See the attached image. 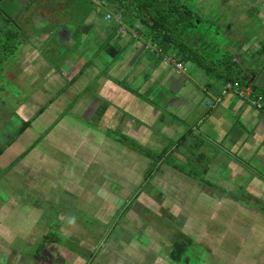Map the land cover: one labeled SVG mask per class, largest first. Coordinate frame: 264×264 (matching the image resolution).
<instances>
[{
    "label": "rangeland",
    "instance_id": "rangeland-1",
    "mask_svg": "<svg viewBox=\"0 0 264 264\" xmlns=\"http://www.w3.org/2000/svg\"><path fill=\"white\" fill-rule=\"evenodd\" d=\"M16 1L21 7H25L28 2ZM106 1V4H101L96 0H36L24 13L13 16V20L5 1L1 0L0 134L3 138L0 147L12 138L10 127L19 128L23 125V121L20 122L17 117L20 107L37 106V110H32V113L28 111L27 121L45 105L26 104L25 100L32 91L47 87V79L44 77L42 81L29 86L22 77V69L18 67L19 58L23 60L25 57L21 54V47L31 45L27 34L43 35L34 31L35 19L42 18L44 15L41 12L47 9L51 19L66 18L63 24L75 30L87 27L96 16H99V25H102V15L108 12L117 15L126 7L123 0ZM128 3L132 5L131 11L138 19L147 13L156 15L165 9L164 3L158 0H128ZM183 5L197 16L186 17L185 9H179V13L176 8L172 10L173 16L178 18L177 23H181L182 33L186 35L175 44L179 45L188 39L187 36L190 37L188 48H181L180 55L175 46L170 49V53L174 51L173 54L187 68L184 76H177L169 62L154 54L148 56L147 53L143 59L134 61L133 55H137L135 42L139 50L138 38L141 32L146 41L162 45L159 33L151 32L146 26L140 27L138 22L134 23L135 28L127 27V34L115 38L114 44L108 40L99 45L101 41L93 37L96 33L93 31L95 25L90 28V37H84L76 31L74 35L69 34V39L75 43L64 49L63 53L74 57L72 60L81 68L89 65L111 68L114 65L113 57H125L121 48L126 38L131 55L112 73L121 74L122 77L136 73V68H142L147 58H153L159 68L157 84H165L167 81L172 88L178 85V81L181 82L177 89H171L173 91L170 96L173 99L167 97L171 100L166 106V117L163 120L166 122L164 126L171 125L172 130L182 125L181 130L191 131V136H186L187 141L183 145H186L184 147L192 156L196 155V147L204 144L199 132L203 130L206 116L208 119L204 127L211 129L217 126L214 118L218 114L213 115L215 113L205 106L208 95L202 88L210 91L216 85L220 87L230 77L247 85L248 81L245 80L252 72H259L264 65V0H184ZM204 9L209 13L210 22L202 15ZM128 15L127 18H132ZM104 23L111 25L106 21ZM223 24H229V31L224 30ZM93 41L96 46L99 45L93 49L97 61L92 56L87 60L81 58L84 50H91ZM100 49L109 62L100 59ZM141 52L142 49L139 50ZM37 53L38 57L33 53L31 61H36V58L40 60L41 54L58 72L62 70L61 64L55 62L44 48L39 51L37 48ZM185 55L189 58L182 59ZM239 57L245 60L242 61L243 65L232 64ZM43 64L46 65L45 62ZM143 70L146 71L141 79L145 81L153 75V68L143 67ZM65 71L71 72L70 69ZM11 73L15 75L13 79L9 76ZM105 75L106 72H98L94 76L101 78ZM138 75L141 77L142 73L138 71ZM76 77L69 80L73 81ZM63 80L65 83L60 91L69 90L70 81L65 78ZM61 83L62 80L53 90L58 89ZM121 83L123 86L120 87L125 90L130 88L140 92L137 83L129 84L126 79ZM96 86V81L90 80L87 90L94 91ZM181 86L184 87L182 90ZM76 89L80 91L79 83ZM158 89L159 86H156L154 91ZM263 93L264 72H261L252 85L251 97ZM178 94L181 98L176 104L180 103L186 110V118L194 116L195 119L182 121L180 114L169 107ZM135 95L129 100H133L137 106L140 117L147 119L148 112L155 113V117L151 116L152 121L139 119L136 109L125 103H119L125 107V111L117 109L112 117L111 112L108 113L110 120L98 106L95 110L91 106L93 114L89 118L90 115L80 109L84 102L73 98L72 92H69L70 97L59 99L61 104L45 108L44 113L32 121L24 134L0 156V264H175L169 258L171 246H178L179 255L184 242H192L191 255L200 258V262L194 264H240L242 258L255 260L254 264H264V230L261 229L264 227V201L261 202L251 194L234 200L229 196L242 194L212 192L216 178L208 177V160L196 167L197 159H189L183 168L191 175V179L199 178L196 181L198 190L195 184L185 181L180 183L184 187V191H181L177 188V181L165 179V166L152 163L156 159L164 160L168 165L175 164L176 147L167 148L168 155L171 151L174 155L166 156L167 152L154 145L157 143V129L154 128L160 124L161 113L139 103L147 99L146 96H150L151 92ZM163 107L161 103L156 109ZM223 107L224 104L220 109ZM60 110L68 112L65 116L69 119H62L60 126L53 128ZM122 111L123 115L129 114L133 119L128 121ZM226 120L231 121V118ZM8 122L13 125L8 126ZM129 124L148 128L144 129L140 137L143 144L133 141V145L145 156H136L138 164L130 160L133 154L129 150L133 145L124 132ZM178 133H174L173 138ZM93 134L101 137L100 142L93 141ZM193 136L197 139L196 144ZM105 138L114 143L118 138L125 140L122 143L116 142L123 144L125 150L111 146ZM218 146L224 149L221 144ZM206 149L213 153L210 144L206 143ZM20 154V160L13 162ZM179 154L183 155L184 152ZM168 173L167 170V177ZM166 181L171 183L162 184ZM93 206L97 209H93Z\"/></svg>",
    "mask_w": 264,
    "mask_h": 264
},
{
    "label": "crops",
    "instance_id": "crops-1",
    "mask_svg": "<svg viewBox=\"0 0 264 264\" xmlns=\"http://www.w3.org/2000/svg\"><path fill=\"white\" fill-rule=\"evenodd\" d=\"M4 3L12 16H19L23 12L21 11V4H19V2L16 0H7ZM41 14L44 16L42 18H36L35 26L34 25L33 26L36 34L38 32H41L43 33V35L38 36L35 35L34 33L27 34V39L29 40L31 45L26 48L21 47V54H23L25 57L23 60L19 58L18 61L20 65L18 67L22 69L23 71L22 77L28 83L29 86L34 85L36 82L42 81L44 77L47 79L48 81L47 87H45L42 90L32 91L30 94L27 95V99L25 100L26 104L34 103V104H41V105L45 104V105H43V107H41L38 111H36V114L30 120L27 121L25 120L28 118L27 116L28 111L32 113V110H37L36 109L37 106L34 108H31L27 105L20 107L19 113L17 114L18 120L20 122L23 121V123L25 122L32 123V121L36 120V118L40 117L44 113V111L48 108V106L50 105L52 106V104H56V103L61 104L62 102H59V99L63 96H68L69 92H72L73 98L81 99V101L84 102V105L80 109L83 111V113L86 111V113L90 115L89 118H92L93 112L91 111L95 110L97 106L100 108L102 112H104L103 113L104 116H107L108 113L111 112V117H112L113 116L112 114H114L117 109L120 110V112L121 110L125 111L124 109L125 107L123 105H119V103H125L127 104V106L136 109V111L138 112L137 115L139 119L152 121L151 116L155 117L156 116L155 113L151 114L150 112H148L147 119H143L140 117V112L137 109V106L134 104L133 100H129V98H133L134 96H136L135 93L141 96L142 94L145 95L151 92L150 96H146L147 99L144 100L142 99L141 101H139V103L144 104L151 110L161 113L159 117L160 124L157 125V128H154L157 129L155 132V138L157 140V143L154 145H156L157 147H161L158 149L167 152L166 153L167 155H168L167 148L173 149L174 147H176V153H177L178 151L180 152L179 147L181 146L186 147V145H183V143L187 141L186 136H191V131L181 130L182 125L173 127L172 130L170 129L171 125L164 126L166 122L163 120L166 117L164 113L165 111H167L166 106L169 104V101L171 100V99H167V97L173 99V97H171L170 94L172 93L173 90L178 88V86L181 84L180 81H178L177 86L175 87L173 86L172 88L169 86L170 82L167 81L165 82V84H157L159 79V68L154 62H152V64L145 63L146 60L145 62H143V65L141 66L142 68L140 67L136 68L137 69L135 70L137 71L136 73H133L131 75L125 74L123 77L121 76V74L113 75L112 73L115 72V69L118 68L120 64L124 63V60L129 57V54L131 55V50L128 47L129 44L126 45L127 43L126 38L123 41V47L121 48L122 50L121 53H124L125 57L123 56L113 57L114 65L111 68H108V66L94 67L92 65H89V67L85 66L81 68V65L77 64L76 61L72 60L74 59V57L65 55L63 53L64 49L73 46V44L75 43L73 40L69 39V34L74 35L76 34V31H78L82 33V36L90 37V28L95 25L93 31L96 33H94L93 37L96 36L97 39L101 41L99 44L101 45L103 41H108V40L109 41L112 40V43L114 44L115 38L120 37L118 32L115 31L111 32L107 28H105L106 30L98 29L97 26H100L99 16H96L94 20L90 21L91 24L90 25L87 24V27L82 26L81 29L75 30L74 28L68 27L63 24L62 21H64L66 18H63L61 20H58V18L51 19L49 17L50 13L47 9L46 11H44V13L41 12ZM128 26H130L131 28H135L134 24H132L131 21L128 22ZM24 34L26 33L24 32ZM105 38L108 39L105 40ZM32 40H34L33 43ZM132 40L134 41L133 38ZM140 44L141 42L138 41L139 50H141ZM135 45H136L137 55H133L134 57L133 59L134 61L138 62L139 60L143 59L144 56L143 57L141 56L143 54L142 52L139 53L136 42ZM91 46L92 48L90 51L84 50L81 58L85 57V59L87 60L89 59L90 56H92L93 60L97 61V56H94L93 49L98 48V46L95 45L94 41ZM37 48L38 51L40 48H44V50H46L47 53L51 54L50 57H53L55 62H59L61 64L62 70H59L58 72L57 71L58 69H55L52 66V64L48 62L47 59L42 57L41 54H40V58H41L40 60H37L36 58V61H31V58L32 59L34 58L33 53H36V56L38 57ZM100 52L101 49L98 50L100 59L102 61L109 62L102 55L103 52H101V54ZM134 61L133 62L130 61V62L134 63ZM43 62H45L46 65H44ZM81 62L85 63V61H81ZM86 65H88V62H86ZM143 67L153 68V72H152L153 75H150L145 81H142L141 79L146 71L143 70ZM66 69H70L71 72L66 73L65 71ZM138 71L142 73L141 77H139ZM24 72L27 73L25 74ZM56 72H58L59 74H57ZM98 72H101V74L103 72H106V75L101 78L95 77L94 75ZM70 74H74L73 75L74 77H76L79 74L76 78H74L76 79V81H74V79L73 81L69 80L70 78L73 77L70 76ZM9 76L10 78L13 79L15 75L11 73L9 74ZM40 76L42 77L38 79V77ZM63 78L70 81L69 85H71V87L69 90L60 91V89L62 88V84L65 83ZM124 79H126L127 82H129V84L137 83V86L140 87V92L139 90H133L130 88L125 90L123 87H120L123 86L121 82H124ZM58 80L59 81L62 80V83L59 84L58 89L53 90V87L56 86L57 83L59 82ZM90 80L96 81L97 83L96 89L94 91L87 90V84ZM77 83L80 84V91L82 90V92L77 91L76 89ZM156 86H159V89L158 91L155 92L154 88ZM218 87L219 86L216 85L214 88L210 90V92L216 94L218 92ZM182 88L184 87L181 86L180 89L182 90ZM202 90L209 92L208 89L206 88H202ZM206 94L208 95V93ZM152 95L154 97H152ZM150 98H154V99L151 100ZM179 98H181V95L177 96L176 100H174L169 107L171 109H174L175 112H178L180 114V118L182 119V121L184 119L188 120V118H190L191 120H193V118L195 119L194 116H187L186 118V110L184 111V108H182L180 103L176 104ZM161 103L163 104L164 107L157 110L156 106H158ZM223 104L224 107L221 109L220 108L210 109V112L215 113L213 115H216V113L218 114L217 117L214 118V120L217 123L216 127L211 129L210 128L207 129L206 127H204V124L208 119L207 116H206V121H203V130L199 132V135H200V139L204 142V144L196 147L197 148L195 151L196 155L190 156L191 154L188 152L187 149L183 155H180L179 153H177V155H174L172 154L171 151V153L168 156L174 155L175 157L174 160L176 161V163L171 165H168L166 163L162 164L163 166H165V171H166L164 173V178L169 179L170 181H177L178 183L177 188L181 191L182 190L184 191V187H182L180 183L185 181L195 184L196 190H198L196 186V181L197 179L199 181V178L197 177V179L196 178L191 179L190 178L191 175L187 174L183 170V168L187 166L188 160L193 158L197 159L196 167H199V165H203V162L205 160L209 161L208 177L216 178L215 182L213 183L215 189L212 192L238 194L240 191V185H241L240 182L242 180H243L242 183L245 184L246 189L248 190L249 182H250V174L258 175L262 177L264 180V173H262L264 172V115L262 116V114L256 112L248 104L233 96L224 97ZM91 106H92V110H91ZM124 111H122V115ZM24 114H26V116H24ZM65 115H68V112L65 113L63 110H60V112L56 115L55 120L53 122V128L59 127L62 119H69ZM123 116H126L128 121L133 119V117L130 116L129 114ZM111 117L107 116V119L110 120ZM228 117L231 118V121L226 120V118ZM11 125L13 124L8 122V126ZM21 127H22L21 125L19 128L18 126L12 128L10 127V131L13 132L14 136L12 135V138L8 141L11 142L10 143L11 145L9 147H11L14 144V142L17 141L21 137V135L24 134L25 131L23 133L19 131ZM125 128L127 131L124 132H126L127 136L130 138L129 142L132 141V145H133V141L136 144L137 143L143 144L142 140H140V137L143 135L142 132L144 131V129H148L147 127L143 125L139 127H135L129 124ZM7 130L8 129L6 128L5 131ZM174 133H178V134L176 135V137L173 138ZM48 134H46L43 137V139ZM92 137H93V141L100 142L101 137L99 135L93 134ZM2 138L3 135L0 134V141L2 140ZM182 138H184V140ZM104 140H107V142L111 146H115L116 148H121L122 150H125L122 147L123 144L116 143V142L122 143L125 140L118 138L117 140H115L116 141L115 143L106 138ZM177 140L179 141L176 142ZM196 140H197L196 137L193 136V141L195 142V144H196ZM8 142L7 143L5 142L6 144L4 143V145L0 147V150L4 149L5 152V150L9 148V147H5L8 144ZM173 142L175 143L173 144ZM206 143L210 144L213 147L214 149L213 153L208 152V150L206 149ZM219 144L224 146V149L219 147L218 146ZM129 151L132 152L130 154H133V158L130 157V160L133 164H138V160L136 159V156H138V154H140V156L145 157L144 155H142L141 151L137 150L136 145H133L132 149ZM228 153H230V157L228 156ZM2 154H0V156ZM25 155L27 156L28 153H26ZM20 157L21 154L13 162H17L18 160H20ZM241 163L244 165H242ZM167 170L169 172L168 173L169 177L166 176ZM170 181L162 182V184L167 182L171 183ZM198 184L200 185L201 183ZM164 188L169 189V187H164ZM255 189H256V198L261 200V202H263L264 183L261 182L259 184L258 182L256 184ZM86 205H92V204H86ZM93 209H97V208L93 206ZM261 229L264 230V227ZM254 261L255 260L242 258V260H240L239 263L254 264Z\"/></svg>",
    "mask_w": 264,
    "mask_h": 264
},
{
    "label": "trees",
    "instance_id": "trees-1",
    "mask_svg": "<svg viewBox=\"0 0 264 264\" xmlns=\"http://www.w3.org/2000/svg\"><path fill=\"white\" fill-rule=\"evenodd\" d=\"M7 1V0H4ZM126 4H125V8L120 11L117 15L111 12H108L105 14V16L102 15L101 21L103 22L102 25L97 26L98 29L100 30H106L105 28L109 29L111 32H118V34L120 36H122V28L126 29L128 22L131 21L132 24H134L135 22H138L140 27H148L151 29V32L154 31L156 33H159L161 38H162V45H156L161 47L162 49H168L169 46L175 44L179 39H183L184 37V33H182V27H181V23H177L178 18L176 16H173L172 14V10L174 8H176V12H180L178 11L179 9H185L186 10V17L190 16V15H194L193 11H190L186 6L183 5V1L184 0H158L161 1L163 4V6L165 7V9L163 10V12L158 13L155 15V13H147L146 15H144L143 17L139 18L136 16V14L134 12L131 11V4H127L128 0H123ZM1 3V0H0ZM30 3H32V0H30ZM103 3H107L106 0L102 1ZM131 5V6H130ZM129 8V10H127ZM3 10V9H2ZM4 11V10H3ZM9 13V12H8ZM110 14L111 15V19L110 20H106V16ZM130 15L132 18H134L132 20V18H127V15ZM128 15V16H129ZM202 15L206 18L207 22L211 21V18L209 16V13L205 11H203ZM11 18H13L11 16V14L9 15ZM196 16V15H194ZM197 18V16H196ZM14 20V19H13ZM104 21H106L107 23H110V26H107ZM142 34V32H141ZM174 42V43H173ZM188 56V55H186ZM233 61V59H232ZM232 64H235L232 62ZM228 80V79H226ZM30 126V122H25L23 123L21 129L19 131H21V133H23L24 131H26ZM15 140V139H14ZM11 142H8V144L5 147H9L11 144ZM4 152L3 150H0V154H2ZM146 154H148L147 152H144ZM155 162H159V160L154 159ZM191 240V239H190ZM183 243V242H182ZM192 242H184V244L182 245V250L181 253H179L178 255V246L176 245H172L171 249H170V255L169 256L170 260L175 262V264H194V263H199L200 258H193L190 252V246H191ZM186 250V252H185ZM168 252V255H169ZM193 258V259H192Z\"/></svg>",
    "mask_w": 264,
    "mask_h": 264
},
{
    "label": "clouds",
    "instance_id": "clouds-1",
    "mask_svg": "<svg viewBox=\"0 0 264 264\" xmlns=\"http://www.w3.org/2000/svg\"><path fill=\"white\" fill-rule=\"evenodd\" d=\"M100 2H101V4H102V1L103 0H99ZM36 2V0H32V3H30V0H28V2H27V5L25 6V7H21V11H25L26 9H28L32 4H34ZM22 13H24V12H22ZM21 13V14H22ZM12 16V15H11ZM13 17V16H12ZM14 19V18H13ZM127 27H129L128 25H127ZM127 27H126V29L124 30V31H122V34L124 35V34H127ZM186 35H184V37H185ZM183 37V38H184ZM188 37V39L186 40V41H183L181 44H179V45H177V44H173V45H171V46H169V48L168 49H162L161 47H159V46H156L154 43H152L151 41H146L145 39H144V36H143V34H141V36L138 38V41L139 42H141V44H140V49H142V57L144 56L145 57V55L148 53V56L149 55H151V54H154L155 56H157L158 58H162L164 61H167V62H169V64H171V67H172V69L174 70V72L177 74V75H179L180 77L181 76H184L186 73H187V68L184 66V63H183V61H181L180 59H178L174 54H173V52H171L170 53V49H171V47L172 46H175L176 47V49L178 50V52H179V55H180V51H181V48L182 49H184V48H188L187 47V43L189 42V40H190V37L189 36H187ZM145 43V44H144ZM152 45H154V46H152ZM145 46V50H143V47ZM190 50L192 51V49L190 48ZM187 58H189V56H183L182 57V59H187ZM152 60V61H151ZM151 60L149 59V58H147V60L146 61H150V63L152 64V62H153V58H151ZM149 63V64H150ZM233 63H235V64H238V60H237V62H233ZM177 64H182L183 66H184V68L186 69L184 72H181V73H178V71H177ZM258 73V72H257ZM246 82H247V85L246 84H242V83H240L239 81H237V80H235V78H232V77H230L228 80H224L223 81V83L220 85V87L218 88V92L215 94V93H212V92H210L209 90V92H206L205 90H204V92H206V93H208V99H206V101H205V106L207 107V108H209V109H211V108H220L221 106H222V104H223V100H224V97H228V96H233V97H236V98H238V99H240V100H242L243 102H245L246 104H248L252 109H254L256 112H258V113H260V114H264V111H261V110H258V109H256L250 102H248L247 100H245V99H242V98H240V97H237L236 95H234V94H228V95H225V96H222V101L219 103V104H215V106H207V102L208 101H210V96L209 95H213L214 97H217V96H219L220 94H221V92H222V90H223V88H224V86L227 84V83H229V82H238L242 87H249L251 90H252V85L254 84V82L256 81H252L251 82V77H248V79L247 80H245ZM262 95H264V93L262 94ZM252 98V97H251ZM212 102H213V100H212ZM21 126H22V124H21ZM184 147V146H183ZM186 149L187 148H185L184 147V149H183V151L182 152H185L186 151ZM181 152V151H180ZM166 156H167V154H166ZM155 163V165H162V164H164L165 163V161L163 160H159V162H155V161H153V163L152 164H154ZM263 179V178H262ZM253 194H256V191L254 190V192H253ZM228 195H230V194H228ZM231 199L233 198V196H229ZM255 198H256V196H254ZM257 199V198H256ZM254 201H255V199H254Z\"/></svg>",
    "mask_w": 264,
    "mask_h": 264
},
{
    "label": "built area",
    "instance_id": "built-area-1",
    "mask_svg": "<svg viewBox=\"0 0 264 264\" xmlns=\"http://www.w3.org/2000/svg\"><path fill=\"white\" fill-rule=\"evenodd\" d=\"M100 2L99 0H96ZM118 16V15H117ZM111 15L108 14L106 16V20H110ZM119 19V16H118ZM122 31L125 30V28L121 29ZM186 69L182 64H177V71L178 73L184 72ZM228 94H234L237 97H240L242 99L247 100L250 102L256 109L264 111V95H259L256 97L251 98L252 90L249 87H242L238 82H229L227 83L221 94L217 97H214L213 95L210 96V101L207 102V106H215V104H219L222 101V96L228 95ZM213 100V102H212Z\"/></svg>",
    "mask_w": 264,
    "mask_h": 264
},
{
    "label": "flooded vegetation",
    "instance_id": "flooded-vegetation-1",
    "mask_svg": "<svg viewBox=\"0 0 264 264\" xmlns=\"http://www.w3.org/2000/svg\"><path fill=\"white\" fill-rule=\"evenodd\" d=\"M224 25V30L226 31H229V24H223ZM242 61H245L243 59H241V57H239V60H238V64L239 65H243V62ZM245 64V63H244ZM177 153H180L179 151ZM243 180L240 182L241 185H240V191L238 194H242L241 196H233L232 199L234 200H239V199H242L243 196H245V194L248 196V194H251L252 196H256V194H253L255 188H256V184L259 182V184L262 182L264 183V180L262 179V177L258 176V175H254V174H250V182H249V188L248 190L246 189V186L245 184L242 183ZM255 198V197H254Z\"/></svg>",
    "mask_w": 264,
    "mask_h": 264
},
{
    "label": "water",
    "instance_id": "water-1",
    "mask_svg": "<svg viewBox=\"0 0 264 264\" xmlns=\"http://www.w3.org/2000/svg\"><path fill=\"white\" fill-rule=\"evenodd\" d=\"M198 23H199V20L197 21V25H198ZM262 73L264 72V65H263V67L261 68V70H260ZM258 72V73H256V72H252V74H251V82L252 81H255V80H257L258 78H259V75H260V73L261 72ZM184 149V147L183 146H181V147H179V150L181 151V150H183ZM182 152V151H181Z\"/></svg>",
    "mask_w": 264,
    "mask_h": 264
}]
</instances>
